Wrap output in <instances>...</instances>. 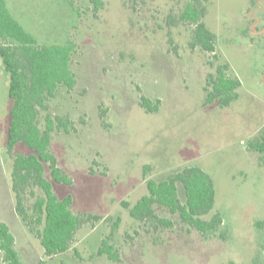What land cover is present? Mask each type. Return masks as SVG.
Wrapping results in <instances>:
<instances>
[{"label":"rangeland","instance_id":"374dc122","mask_svg":"<svg viewBox=\"0 0 264 264\" xmlns=\"http://www.w3.org/2000/svg\"><path fill=\"white\" fill-rule=\"evenodd\" d=\"M6 1L39 45L76 44V87L70 92L59 87L50 109L40 114L41 127L48 114L75 122L77 132L55 131L51 143L59 168L73 185L55 182L48 165L46 177L59 199L73 196L74 213L104 218L95 227L86 224L79 229L69 252L47 258L17 214L7 153L13 102L0 57V222L9 226L23 263L263 262L264 228L262 233L259 223L264 222V153L248 146L264 136V0L206 3L203 21L217 37L213 54L191 47L194 26L169 24L190 0H103L97 14L91 0ZM223 64L230 66V77L241 81L240 96L228 107L206 104L208 75ZM142 96L160 100L159 110L144 109ZM13 153L32 151L20 143ZM186 167H199L213 179L215 205L204 219L222 214L224 224L215 237L203 238L160 206L157 215L174 221V228L150 232V224L130 215V208L148 194L150 179L166 180ZM35 191V197L26 195L29 211L43 194ZM179 197L185 202L182 185ZM117 220L112 244L120 252L119 263L98 255ZM33 226L42 229L40 224Z\"/></svg>","mask_w":264,"mask_h":264},{"label":"trees","instance_id":"16d2710c","mask_svg":"<svg viewBox=\"0 0 264 264\" xmlns=\"http://www.w3.org/2000/svg\"><path fill=\"white\" fill-rule=\"evenodd\" d=\"M97 14L103 6V0H91ZM209 0H190L182 13L171 17L170 26L187 23L194 26L192 48L201 47L208 54L216 52V35L204 23ZM0 57L4 69L9 74V98L13 102L11 121L8 133L7 153L12 161V190L15 197V208L29 231L37 237L44 249L45 257L53 258L69 252L79 229L86 224L93 227L104 220L92 214H76L72 207L75 203L72 195L59 199L54 193L52 181L46 177V165L51 171L52 179L68 186L72 179L58 166V160L51 151L52 134L55 131L65 133L77 132L75 122L69 116L46 115L41 127L40 114L50 109L49 101L57 96L61 86L68 91L77 85V75L72 68L76 44L66 45L38 44L36 37L30 33L11 13L7 1L0 0ZM170 44L173 40L170 39ZM177 52L178 47H173ZM228 64L219 65L216 74H209L205 86L206 104L217 103L228 107L240 96V80L227 73ZM141 106L150 113L157 112L161 101L152 102L141 97ZM106 111L101 118L106 125ZM24 144L32 153L15 154L18 144ZM249 150L264 153V136L249 144ZM149 167L146 166L145 173ZM94 174V169H90ZM185 189V202L179 197V186ZM35 189L42 191L36 197L31 211L26 205V195L36 196ZM148 194L130 208L132 218L151 225L150 232L172 229L175 222L157 215L156 206L163 207L173 215H178L181 222L190 230H197L203 238L215 237L224 224L221 213L213 214L208 220L215 205L216 190L213 179L199 167H186L169 176L168 179L147 182ZM30 191V192H28ZM123 206L128 207L126 203ZM33 217V219H32ZM42 225V229L33 224ZM120 220L111 227L110 235L103 240L98 255H106L113 262H121L120 252L112 244ZM264 228V222L259 223ZM149 232V233H150ZM263 233V232H262ZM264 234V233H263ZM226 240V234L220 235ZM0 254L4 264H24L16 247V239L7 224L0 222ZM39 264H45L41 260ZM256 264H264L256 262Z\"/></svg>","mask_w":264,"mask_h":264},{"label":"crops","instance_id":"0c3cea01","mask_svg":"<svg viewBox=\"0 0 264 264\" xmlns=\"http://www.w3.org/2000/svg\"><path fill=\"white\" fill-rule=\"evenodd\" d=\"M21 23V22H20ZM22 24V23H21ZM23 25V24H22ZM25 27V26H24ZM26 28V27H25ZM27 29V28H26ZM8 143V142H7Z\"/></svg>","mask_w":264,"mask_h":264}]
</instances>
